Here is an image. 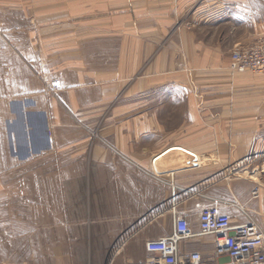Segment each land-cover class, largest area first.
Masks as SVG:
<instances>
[{
	"label": "crops",
	"instance_id": "obj_1",
	"mask_svg": "<svg viewBox=\"0 0 264 264\" xmlns=\"http://www.w3.org/2000/svg\"><path fill=\"white\" fill-rule=\"evenodd\" d=\"M262 36L264 0H0V264H162L176 218L224 261L203 209L264 226V75L229 69Z\"/></svg>",
	"mask_w": 264,
	"mask_h": 264
},
{
	"label": "built area",
	"instance_id": "obj_2",
	"mask_svg": "<svg viewBox=\"0 0 264 264\" xmlns=\"http://www.w3.org/2000/svg\"><path fill=\"white\" fill-rule=\"evenodd\" d=\"M229 69L233 73H252L264 75V39H260L250 49L231 54ZM50 90L59 89L57 82H52ZM258 198V189L252 191V199ZM201 235H212L217 243L216 256L223 258L219 264H264V226L249 220L241 226H232L229 219L221 215L219 206L214 203L203 209L198 215ZM187 222L176 218L172 223L169 236L148 241L145 250L158 257L162 264H201L197 253L179 254V245L191 237ZM145 264H157L154 259Z\"/></svg>",
	"mask_w": 264,
	"mask_h": 264
},
{
	"label": "rangeland",
	"instance_id": "obj_3",
	"mask_svg": "<svg viewBox=\"0 0 264 264\" xmlns=\"http://www.w3.org/2000/svg\"><path fill=\"white\" fill-rule=\"evenodd\" d=\"M260 39H264V36L260 37L258 40H256V41L254 42V44H253L252 46H250L249 48H247V49H245V50H248V49L252 48V47L257 43V41H259ZM245 50H242V51H245ZM236 51H240V50H235V51H233V52H236ZM233 52H232V53H233ZM232 53H231V54H232Z\"/></svg>",
	"mask_w": 264,
	"mask_h": 264
}]
</instances>
